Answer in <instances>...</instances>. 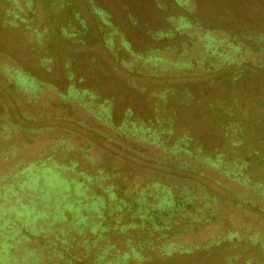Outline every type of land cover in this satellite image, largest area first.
<instances>
[{
	"label": "rangeland",
	"instance_id": "rangeland-1",
	"mask_svg": "<svg viewBox=\"0 0 264 264\" xmlns=\"http://www.w3.org/2000/svg\"><path fill=\"white\" fill-rule=\"evenodd\" d=\"M28 1L0 0V77L6 83L0 85V177L9 171L22 172L25 167L24 173L32 176L31 190L18 187L28 181L27 174L20 173L10 181L17 184L15 189L22 202L35 204L37 211L44 210L43 205L55 199L58 205L68 207L67 193L79 196L86 190L89 198L82 196L86 208L81 215L88 218L84 220L87 225L83 231H76L73 225L77 220L71 222L75 211L65 210V220L54 219L53 215L47 217L45 213L32 221L34 228L25 230L24 218L20 216L17 223L29 240L11 248L9 255L17 258L18 264H34V259L24 262L27 250H35L31 253L34 258L42 257L37 264H70V261L105 264L95 262L97 247L88 249L84 244L86 238L97 237L100 230L92 231L93 221L99 218L96 221L99 223L102 218L98 216L103 214L101 227L109 228L104 232L107 237L98 244H115L105 260L123 256L132 245L140 244L144 250L148 248L141 251L145 259L131 257L128 264H264V196L253 206L240 200L243 192L252 197L260 190L257 183L264 184V66L258 67L264 64V53L258 52L260 44L252 39L264 35V0L190 2L195 9L191 15L200 33L210 30L216 37L235 35L252 47L250 61L241 67L251 68V74L234 81L195 70L180 77L156 76L153 69H148L150 64L144 60L148 53L173 59L182 54L185 36L158 37L160 31L170 27L168 17L189 15L174 9L172 0H73L71 6L58 14L50 12L47 0H30V6ZM95 10L104 11L116 29L112 46L105 41L112 29L102 23ZM18 16L25 22L16 19ZM60 25L74 36L61 32ZM248 36L251 39H246ZM261 46L264 48V42ZM201 47V43L192 45L189 55L197 58ZM141 55L143 59L137 57ZM16 71L36 79L38 89L30 91L36 93L31 100L19 92L21 85ZM173 71H176L174 67ZM36 82L28 78L24 84L35 88ZM177 82L182 83L183 94L176 91L166 99L160 97L170 83ZM70 86L82 95L78 97H83V103L92 102V105L84 107L76 101H64L60 105L59 95L67 94ZM13 95L19 97L20 105ZM100 103L109 111L111 125L94 116L93 110ZM127 117L129 126L145 123L153 127L146 133L150 143L135 141L142 136L140 132L125 136L113 130ZM160 122L171 128L172 133L161 136L159 133L161 138L157 141L171 147L185 134L191 148H200L206 155L221 153L230 168L238 165L235 169L238 178L244 175L251 181L243 184L232 175L218 174L205 163L201 168L199 161L191 158L194 165L189 169L206 174L197 175L181 169L175 156L163 158L161 148L151 144L150 137ZM166 137H169L167 141ZM22 157L26 162L17 163ZM30 163H42L38 174L36 167H28ZM76 178L85 185L82 188L80 184L74 191L75 181L69 179ZM152 178L172 183L177 195L185 187L194 194L201 193L200 199L209 200L217 213L216 219L205 225L196 223L197 219L210 215L202 205L204 202L199 204L187 197L191 215L182 218L186 212L175 214L171 229L156 231L149 224L142 229L141 236H136L133 228L121 230L132 221L133 214L146 208L155 210L157 195L140 204L131 201L139 197L136 192ZM6 184L7 181H0V187ZM204 188L208 191L207 198ZM110 190L115 198L111 199ZM42 191L46 192L43 196ZM3 193L4 190L0 202L5 200ZM39 194L44 202L35 197ZM91 196L105 203L101 211L90 207L94 201ZM12 199L16 201L17 197ZM121 199L128 201V210L110 211L109 205L116 208ZM55 207L50 209L52 214ZM34 213V209H28V219ZM11 223L9 219L4 225L12 227ZM57 238H68L73 246H68L66 252ZM128 238H132L129 245ZM175 246L179 248L174 249ZM59 252L65 257L53 255ZM75 256L81 260H75Z\"/></svg>",
	"mask_w": 264,
	"mask_h": 264
},
{
	"label": "trees",
	"instance_id": "trees-1",
	"mask_svg": "<svg viewBox=\"0 0 264 264\" xmlns=\"http://www.w3.org/2000/svg\"><path fill=\"white\" fill-rule=\"evenodd\" d=\"M72 1L73 0H47V2L49 3L47 7L51 13L58 14L60 11H62V9L71 6ZM190 2L191 0H172V4H173L172 7L174 9L180 10L182 14H184V12H187L189 15H181L178 17H175V16L168 17L170 27L167 30L160 31L158 33V37H164V38H173L177 35L185 36L186 40L182 43L181 56L176 59H173L167 56H159L157 54L148 53V55L145 56V58L142 55L137 56V57H140L141 59L144 58L145 63L150 64V67L149 68L147 67V68L151 69V71L153 69L154 71L153 75H156V76L180 77V76H183L189 73V71L193 72V70H195V73L200 72V74L205 73V72L215 73L218 76H220V78L226 77L227 79L231 81L239 80V79L249 76L252 72L251 68L243 69L241 67L244 63H248L250 61L251 59L250 55H252L254 52L252 50V47L250 45H247L245 41H243V39H239L235 35L230 34L227 36L226 34H221L222 36L216 37L213 34H211L210 30H205L204 34L200 33L198 30H196V25H195L196 23H194V20L196 19H194L191 15L195 11V9L191 8ZM30 5H31V1L29 0L28 6ZM19 10L23 12L22 8H19ZM95 12L96 14L100 16L102 23H104V25L107 26V28L111 27L112 30L110 31V37L106 39L105 41H106V44H108V46H112L114 37L117 33L116 29L108 21L107 14L104 11L95 10ZM19 18L20 17L18 16L16 19H19ZM20 20L22 22H25V19L23 18H20ZM54 21L56 22V24L58 23L57 19ZM58 28L61 30V32H64V34L66 33L70 37L74 36V35H71L65 32V29L63 26L60 25V27ZM246 39H251V37L248 36L246 37ZM252 39L257 40V43L260 44L259 48L257 49L258 52L264 53V48L261 46V44L264 42V35L261 34L259 37H254V38L252 37ZM199 43L202 44V47H201L202 52L200 51L198 57L195 58L193 55H189V50L192 49V45L199 44ZM125 48L127 51H130L126 43H125ZM159 64H161L160 68L158 67ZM263 66L264 64L260 63L258 67L262 68ZM173 67L176 70L175 72L173 71ZM16 73H17V77L19 78L18 83L19 85L22 86V87L19 86L20 87L19 92H22L23 96H25L26 99L31 100L32 98L36 96V93L34 92L33 94V93H30V91H36L38 89V83L36 82V79H34L33 77H30L27 73H24L22 71H16ZM3 76L6 77V73L4 71H3ZM11 78L13 79L14 77L11 76ZM28 78L33 79L37 83V86H35V88L32 87L33 85L26 86L24 84V81ZM4 84H6L4 81V78L0 77V85L4 86ZM170 84L171 86L167 87L165 89V92L163 91V96L160 95V97H162L163 99H166L170 94H176V91H181L182 94L185 92L183 90H180L182 89V83L177 82V83H170ZM23 87H25L24 90L22 89ZM6 89H8L7 85H6ZM76 91L77 90H75L73 86H70L69 92L67 94H60L59 95L60 105H62L63 103H66L64 101H68V102L76 101L80 106H84V107L87 106L86 104H88V106L92 105V102L83 103L84 102L82 101L83 97L79 98L78 96L80 94ZM84 91H87V90H84ZM89 94L92 95V93H89ZM89 94H85V95H89ZM90 97L93 98V95ZM14 98L16 99V103L20 105L21 101L19 97L14 96ZM93 112H94L93 113L94 116L95 117L98 116L97 118L100 121H103L104 124L111 125L109 121L110 120L109 111L106 109L105 106H103V103H100V106L97 107V110L96 111L93 110ZM129 121L130 120L128 119V117L125 118L122 121V123L118 127L113 128V130L125 136H129V134L137 135L138 132H140L142 136H139L138 139L136 138L135 141L140 142V143H150V140L148 139L149 137H146V133L150 132L153 127H147L145 123H141L140 126L136 125L135 123H131V126H129L128 125ZM159 133H160V136L164 133L169 135L172 133V129L171 128L168 129V126L160 122L158 129H155L153 131V136L152 135L150 136L153 138V142L151 144L159 146L161 148V152L164 154L163 158L172 159V156H175L174 160L176 163H178L181 169L192 171L193 173H196L197 175L198 174L206 175L205 172L203 171L189 169V166L192 167L194 165L193 161L191 162L190 159L194 158L196 159L197 163L199 161L198 165L201 168L204 166V163H205L209 165L211 169L215 170V172L217 171L218 174H223L229 177H231L232 175L233 176L232 178L237 179L239 181L241 180L243 184H246V182L251 181L248 176H244V175L241 178H238V172L235 170L238 165L235 164L233 168H230L225 162L223 155L221 153L206 155V154H203V151L200 148H196V149L191 148L189 142L186 141L189 139L187 135L183 134L182 137L179 136V140L176 141L174 145H172L171 147H168L165 142L157 141L158 139L161 138L158 135ZM132 138L134 140V137ZM168 139L169 137H166V141ZM20 143L23 144L22 142ZM233 145H238V143L233 142ZM16 162L19 164H24L26 160L24 159V157H22L20 161L17 159ZM42 163H44V161H42ZM42 163H40V165H37V163H30L28 167H32V166L36 167L35 173L38 174L37 171L40 170V166L42 165ZM24 170H25V167L22 172H17L15 174L13 173V171H9V173H7L5 176L0 177V181L1 180L7 181L6 185H3L0 187V194L3 190L5 192L3 193V197L5 198V200L3 202H0V236L2 238V242L0 243V247H1L0 248V263L2 264H10L11 262H16L18 264L17 262L18 259L15 258L14 256L9 255V250L13 247H16L19 244H23L24 241L28 242L29 240V236L22 233L23 228L19 226L17 223V220L20 218V216L24 218L23 219L24 222L22 223H24L25 230H31L32 227L34 228V225L31 226V223H33L32 221H34L37 217H41L42 214L45 215V213H47V217H50L51 215H53L54 219L65 220L66 219L65 214H64L65 210H69L70 212H74V211L76 212L75 215L72 216V220H71V222H75L74 220H77L73 225L74 226L73 228L76 231L79 229L83 231L84 229L83 226L87 225V223L84 220L87 219L88 216L81 215L83 208H86L82 204V201H83L82 196H84L85 198H89V195L85 192L86 190H84L82 192V195H79V196L72 195L71 193H67V196L70 202V205L68 207L58 205L57 200L55 199L51 203L46 202L45 205H43L44 210L37 211L35 204L32 206V205H29L28 203L25 204L22 202V200L17 196L18 189L17 190L15 189L17 184L13 181H10L11 178L19 176L20 173L27 174L26 176L28 177V181L23 182L18 187L23 191L25 190L24 189L25 187L28 190H31L29 186H32V184L30 183V179L32 178V176L28 174L29 172L24 173ZM89 179H91V177H89ZM69 180L71 182L75 181L73 183L75 184L74 191H77L79 189L80 184L82 185V188L85 185L84 182L78 181L77 178L76 180L74 179H69ZM151 180L152 181L149 180V182L146 185L142 186L140 190L136 192L139 195V197L137 199L132 198L131 201H135L140 204V202L146 201L147 198H150L153 195L154 196L157 195L159 198V201L157 205H153L155 210H149L146 208L143 212L140 211L137 215L133 214L132 221L127 225H123L120 228L121 230L127 229V228H133L134 230H136V233H137L136 236H141L143 234V232H141L142 229L146 226H149V224L151 225L152 230H156V231H161L162 229L169 230L175 225L173 224V221H172V217L175 214H177L180 211L186 212V214L182 215V218H188V216L191 215L190 213L188 214L190 209L186 203L188 199L187 197H189L190 199L194 201H199V204H202L204 202L202 205L205 206L206 208L205 210L208 211V214L210 215L204 218L202 217L200 219H197L196 223H202L203 225H205L209 223L211 220L216 219L217 213L214 211V209L211 208L209 200L208 202H205V200L203 199L204 197L200 199L201 193L194 194L187 187H185L181 191V194L178 193L177 195L176 193L177 191L175 190V187L172 183L165 182L164 180L158 179V178H155V179L152 178ZM217 183L220 184V181ZM257 184H258L257 187L260 190L256 192L255 195H253L252 197H249L247 193L243 192L240 195V200L244 201L245 203H248L250 206L255 205L256 200L264 196V184H262L261 182ZM32 190L35 191L34 189ZM192 190H194V188ZM109 192H110L111 199L116 197L113 190H110ZM203 192L206 194V198H207V193H208L207 189L204 188ZM44 194H46V192L42 191V196ZM182 194H186L185 197ZM40 196L41 194H39V196L36 195L35 197L38 200H40L39 199ZM13 197H17V200L14 201L12 199ZM91 197L93 198L94 201L90 203V207L91 208L95 207L98 211H101V208L105 207V203L100 199L95 200L93 196ZM243 197H245L246 199L248 197L249 198L245 201L244 200L245 198ZM39 202L41 203L44 201L40 200ZM53 205H56V207L54 208V213L52 214L50 209L53 207ZM128 206H129L128 201L125 199H121L120 204H117L116 208H114L113 205L110 204L109 209L110 211H113V212H115L116 210L122 211V210H126ZM27 208L30 210H33V209L35 210V213H34L35 215H31V219H28V214H27L28 209ZM17 210H19L22 214H19ZM13 213L16 214V218H12ZM102 215L103 214H99L98 216L102 218L101 221L104 219V216ZM9 219L13 221V224L12 223L9 224L12 227H7L4 225V222ZM96 219L98 220L99 218H96ZM1 221H3L2 224H1ZM96 221L95 220L93 221L94 225L92 227V231L96 232L97 230H100L97 237L93 239L91 237H88L84 240V244H87L86 248L88 249L92 247L98 248L99 251L96 253L97 258L95 259V262L100 263L104 261L105 264H128V261L131 257H135V258L141 257L142 260L145 259V257L143 256V253L141 252L144 250V248L143 246L138 244V245H132L130 251L125 252L123 256L116 255L112 259L105 260V258L109 254L111 255L112 252L110 250L112 248H115V244L113 243L112 244H109V243L98 244V242L103 240V238L107 237L104 232L109 227H104V226L101 227V221L99 220L98 221L99 223H96ZM73 228H69L70 231ZM32 231L34 232V230ZM61 233L63 234L66 233L65 226H63V228L61 229ZM149 234H151V231L149 232ZM230 235H235V234L230 233ZM57 239L61 241V243L63 244L62 247L65 249L66 252H68V246L69 247L73 246V244L70 243L68 238L64 240L59 239V238ZM131 239L132 238L127 239L128 245ZM147 242H150V241L148 240ZM170 246H173V245L170 244L169 247ZM137 247H139V250L137 249ZM177 248L179 247L175 246L174 249H177ZM33 251L35 250L26 251V257L24 258V262L28 263L29 262L28 260L34 259L33 263L37 264L38 261L42 259L41 256H35L36 258L35 259L31 255ZM53 255L59 258L65 257V254L62 252L54 253ZM82 257H84V255H82ZM77 259H79V261L81 260L79 256L77 257L75 256V260ZM70 264H77V263L70 261Z\"/></svg>",
	"mask_w": 264,
	"mask_h": 264
}]
</instances>
